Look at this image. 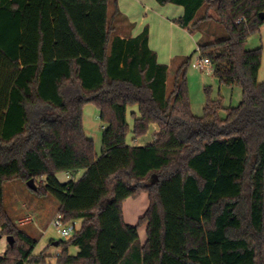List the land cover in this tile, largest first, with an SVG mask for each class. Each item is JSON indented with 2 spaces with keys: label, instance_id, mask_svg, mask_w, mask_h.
<instances>
[{
  "label": "trees",
  "instance_id": "obj_1",
  "mask_svg": "<svg viewBox=\"0 0 264 264\" xmlns=\"http://www.w3.org/2000/svg\"><path fill=\"white\" fill-rule=\"evenodd\" d=\"M156 2L182 8L174 24L189 33L223 26L227 39L197 42L195 53L221 85L241 90L237 107L212 101L195 116L192 56L169 92L170 68L149 28L115 36L117 0H0V238L14 240L0 264L46 261L6 210L5 186L15 181H34L33 193L53 197L66 223L82 221L59 242L58 264H264L263 54L246 48L264 25V0ZM87 105L105 124L99 156L84 130ZM152 125L153 142L136 146ZM144 193L146 213L127 224L125 202Z\"/></svg>",
  "mask_w": 264,
  "mask_h": 264
},
{
  "label": "rangeland",
  "instance_id": "obj_2",
  "mask_svg": "<svg viewBox=\"0 0 264 264\" xmlns=\"http://www.w3.org/2000/svg\"><path fill=\"white\" fill-rule=\"evenodd\" d=\"M172 6L169 8H180ZM204 12L205 10L199 15L203 16ZM139 23L140 21H133V27L137 29ZM172 30L165 33L159 29L155 30L154 36L152 37V47H160L162 62L164 61L168 64L171 59H183L192 56L187 70L188 98L192 113L195 116L201 117L206 104L212 101H221L224 108L237 107L242 100L241 90L239 88L232 89L221 85L218 79L214 77L211 66L209 68L204 66L200 61V53H195L198 51L197 42L207 44L213 41L227 39L228 35L223 26L215 21L206 22L198 31V34L193 35L184 31L179 26ZM246 48L248 50L262 48L263 58L259 74V82L262 83L264 82V25L261 27L259 34L252 35L249 38ZM169 55H171V58H168ZM176 71L177 67L173 65L168 79L169 92L172 90ZM130 113L131 111L128 114V119L132 123ZM220 116L221 118H225L227 116L226 111H222ZM83 117L85 133L89 139L94 141L95 150L99 156L102 150V134L105 124L100 120V112L94 105L84 107ZM156 131H158V126L152 125L149 133L145 137L140 138L135 145L145 147L151 144L153 142V134ZM128 141L131 143V136H129ZM5 206L14 225L28 234L32 239L39 241L35 248L37 252L45 244L49 245L48 248L55 250L52 246L53 243L69 241L62 239L53 225L59 208L57 201L53 197H41L34 194L27 183L21 181L9 182L5 186ZM148 207L149 199L145 193L136 199L126 201L123 208L126 223L133 226L137 225L140 218L146 213ZM73 222H77L80 227L82 225V221ZM146 229L147 226L145 225L139 228V236L142 244L145 243L147 238ZM5 240L6 238H4ZM2 244L4 243L1 241L0 246ZM46 251L47 249L43 251L44 254H46Z\"/></svg>",
  "mask_w": 264,
  "mask_h": 264
},
{
  "label": "crops",
  "instance_id": "obj_3",
  "mask_svg": "<svg viewBox=\"0 0 264 264\" xmlns=\"http://www.w3.org/2000/svg\"><path fill=\"white\" fill-rule=\"evenodd\" d=\"M117 2H118V9L120 13L122 14V16L119 17L117 20V23H116L117 32L115 36L122 38V39L133 38L141 34L145 27H148L149 34H150V47L154 52H156L159 62L161 64L169 66L170 70L172 69L173 65L177 67L178 69V67L180 66V64L185 58L171 59L169 64L165 63L164 61L162 62L161 49L160 47H152V37L154 36V32L157 29L162 30V32L165 33L168 31H173L172 29L177 28V25L174 24L173 20H177L176 18L179 19L180 17L183 16V9L182 8H176V9L169 8L171 5L162 7L157 4L156 0H117ZM110 9H111V12H113V8L111 7ZM133 21H138V22L140 21L139 27L137 29L133 27ZM183 30L187 31L185 29ZM189 34H192V33H189ZM195 34H198V33H195ZM168 58H171V55H169ZM130 111L131 113H134V112L136 114L138 113L137 108H131L129 112ZM128 122L131 125L133 123V121L132 123H130L129 119H128ZM61 177L63 178V180ZM60 179L61 181L68 180L66 175H61ZM1 241L4 244L0 246V258L4 256V254L7 251V240L4 241V238H0V242ZM48 246L49 245H46V244L43 245L38 252L35 249L34 255L38 256L42 254V252L45 249H47L46 254H45L46 261L44 264H58L57 254L58 253L61 254L63 249L59 250V247L56 246L55 243H53L52 245L53 248H55V250L48 248ZM78 252H79L78 248L69 249V254L71 256H76Z\"/></svg>",
  "mask_w": 264,
  "mask_h": 264
},
{
  "label": "built area",
  "instance_id": "obj_4",
  "mask_svg": "<svg viewBox=\"0 0 264 264\" xmlns=\"http://www.w3.org/2000/svg\"><path fill=\"white\" fill-rule=\"evenodd\" d=\"M201 62L207 68L210 67L209 60H203ZM67 179L70 180L71 177L67 175ZM53 225L57 229L58 234L62 237V239L65 240H71L80 229V226L77 222L66 223L62 216H56V218L53 221ZM60 255L61 254L58 253L57 257H59Z\"/></svg>",
  "mask_w": 264,
  "mask_h": 264
},
{
  "label": "water",
  "instance_id": "obj_5",
  "mask_svg": "<svg viewBox=\"0 0 264 264\" xmlns=\"http://www.w3.org/2000/svg\"><path fill=\"white\" fill-rule=\"evenodd\" d=\"M261 19L264 20V14H261ZM28 186H29V188H31L33 191H36V190H37V188H36V186H35V184H34V181H30V182L28 183ZM7 241H8L11 245L14 244V240H13V238H8ZM55 245L58 246L59 243H55Z\"/></svg>",
  "mask_w": 264,
  "mask_h": 264
}]
</instances>
